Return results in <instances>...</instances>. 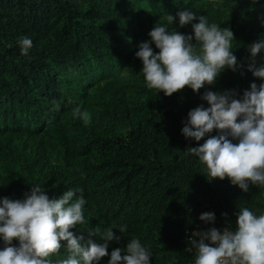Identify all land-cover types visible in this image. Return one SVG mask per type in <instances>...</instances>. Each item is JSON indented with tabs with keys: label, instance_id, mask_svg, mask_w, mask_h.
I'll use <instances>...</instances> for the list:
<instances>
[{
	"label": "trees",
	"instance_id": "trees-1",
	"mask_svg": "<svg viewBox=\"0 0 264 264\" xmlns=\"http://www.w3.org/2000/svg\"><path fill=\"white\" fill-rule=\"evenodd\" d=\"M186 9L229 28L231 50L245 67L243 75L226 68L197 93L185 87L165 96L146 86L135 53L157 22L193 34L178 17L165 19ZM22 37L32 40L27 55ZM261 38L264 0H0V200L23 199L32 184L50 199L73 190L86 202L85 222L71 231L98 243L108 228L121 237L99 264L132 238L151 252L150 264H195L189 237L204 205L233 229L239 208L264 213V188L245 192L227 178L211 180L188 153L215 130L199 142L182 134L189 111L209 106L205 91L235 89L240 98L251 83H264L247 71L248 46ZM255 59L264 64V51ZM77 107L88 123L73 116ZM67 256L62 247L49 259Z\"/></svg>",
	"mask_w": 264,
	"mask_h": 264
},
{
	"label": "clouds",
	"instance_id": "clouds-1",
	"mask_svg": "<svg viewBox=\"0 0 264 264\" xmlns=\"http://www.w3.org/2000/svg\"><path fill=\"white\" fill-rule=\"evenodd\" d=\"M177 17L180 27L191 25L193 34H181L175 29L169 32L157 22L148 33L150 40L138 45L135 56L142 61L141 71L149 89L162 91L165 96L185 87L197 93L205 85L215 84L226 68L241 70L243 75L245 65L238 64L231 50L235 39L229 28L209 25L206 16H197L189 9L178 11L175 16L167 14L165 19L173 24ZM194 40L199 43V50ZM19 43L21 54L27 55L32 40L22 37ZM152 44L158 52L153 51ZM262 51L264 38L248 46L247 71L264 81V64L257 66L255 59ZM237 96L235 89L222 93L205 91L201 99L209 106L201 104L189 111L182 134L199 142L215 130L217 134L210 135L203 144L188 147V153L206 166L211 180L227 178L247 192L249 185L264 188V83H251L250 90ZM73 116L89 122L87 112L78 107ZM32 185L23 199L0 200V264H52L49 257L62 247H66L68 256L58 264H99L108 255L109 242L120 241L113 228L103 232L99 243L77 235L70 229L85 222V199H74L73 190L50 199L41 185ZM221 215L227 217V213ZM235 216V229L229 222L223 229L210 227L191 234L195 264H264V213L256 215L248 207H241ZM199 219L214 224L215 214L204 212ZM126 228L121 225L117 229L123 234ZM94 235L89 232L90 237ZM13 241H18V245ZM150 258L151 252L139 239L132 238L125 249L111 251L108 264H150Z\"/></svg>",
	"mask_w": 264,
	"mask_h": 264
},
{
	"label": "built area",
	"instance_id": "built-area-1",
	"mask_svg": "<svg viewBox=\"0 0 264 264\" xmlns=\"http://www.w3.org/2000/svg\"><path fill=\"white\" fill-rule=\"evenodd\" d=\"M203 213L204 212H212L215 214V223L214 224H210V223H205L203 221H201L199 219V223H200V228H197L195 231H200V230H206L207 228H210V227H216L217 229H223L224 227L228 226V224H226L222 218L217 214L215 208L213 207H210L208 205H204L203 208ZM229 216L227 215V217L223 218V219H226L228 218ZM190 251H193V252H196L195 249H190Z\"/></svg>",
	"mask_w": 264,
	"mask_h": 264
}]
</instances>
